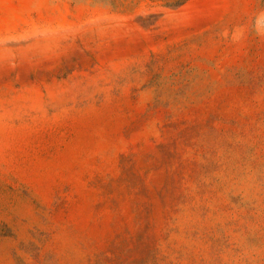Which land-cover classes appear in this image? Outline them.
<instances>
[{"label": "rangeland", "instance_id": "374dc122", "mask_svg": "<svg viewBox=\"0 0 264 264\" xmlns=\"http://www.w3.org/2000/svg\"><path fill=\"white\" fill-rule=\"evenodd\" d=\"M0 264H264V0H0Z\"/></svg>", "mask_w": 264, "mask_h": 264}]
</instances>
